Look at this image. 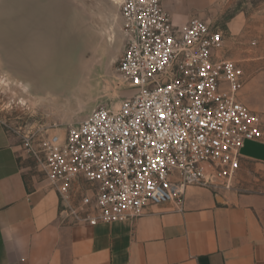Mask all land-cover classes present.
I'll return each instance as SVG.
<instances>
[{"label":"built area","instance_id":"built-area-1","mask_svg":"<svg viewBox=\"0 0 264 264\" xmlns=\"http://www.w3.org/2000/svg\"><path fill=\"white\" fill-rule=\"evenodd\" d=\"M124 48L117 73L132 91L86 120L23 136V148L74 225L123 222L153 206L183 210L188 187L233 189L247 141L264 120L239 99L245 79L225 34L176 21L162 0H117Z\"/></svg>","mask_w":264,"mask_h":264},{"label":"crops","instance_id":"crops-1","mask_svg":"<svg viewBox=\"0 0 264 264\" xmlns=\"http://www.w3.org/2000/svg\"><path fill=\"white\" fill-rule=\"evenodd\" d=\"M238 0H162L178 22L224 26L244 72L240 101L264 120V43L247 38ZM254 44V45H253ZM19 140L0 119V264H264V140L247 141L231 191L191 186L183 210L153 206L123 222L74 225L47 181L27 176Z\"/></svg>","mask_w":264,"mask_h":264},{"label":"rangeland","instance_id":"rangeland-1","mask_svg":"<svg viewBox=\"0 0 264 264\" xmlns=\"http://www.w3.org/2000/svg\"><path fill=\"white\" fill-rule=\"evenodd\" d=\"M238 1L240 2L239 8L232 11L228 18L238 12L245 13L248 19L246 36L250 41V45H252L251 42L257 43L256 45L264 43V0ZM69 2L72 4L77 2L78 4H75L80 6L85 12V38L89 42L85 47V58L86 60H93L91 69L94 75L93 83L87 93L71 98V100L58 108L49 104H40L37 98L30 96L31 94H28L30 98L28 97L25 103H20L15 96L17 94L14 92L15 83L18 85L20 82L14 83L8 75L4 74L6 70L12 71V61L15 56L14 19L16 14L25 16L28 11L29 13L30 11L35 13L39 11L37 8H41L40 22L49 23L46 8L50 6L51 0H0V119L6 123L10 132L19 140L22 154H24L26 163L30 166L27 170V176H36L41 180L45 179L44 176L39 172L35 162L28 156L22 146L23 136L38 130H50L54 127L66 128L68 125L76 124L79 111L86 103L96 106L107 102L115 107L132 92L117 73L118 63L124 48V35L118 5L112 0H69ZM32 17V15L31 17L27 16L29 22L30 19L32 21ZM35 19L36 17L34 21ZM20 20V18L17 19V29L23 26V23H18ZM217 27L220 29L224 28L223 25ZM112 32L115 33L118 39L110 43L107 41V37ZM68 34L70 35V30ZM38 35L40 34L38 33ZM88 36H91L90 40L87 39ZM34 38L39 37L34 35ZM109 40L112 41V36H110ZM15 49L18 52L23 50L19 44L15 46ZM71 57L63 65L62 71L64 73H61L62 77H66L69 80L71 76L74 77L76 74L74 71L75 53ZM85 69L83 68L84 74ZM52 88L54 86H49L51 91H60L58 87L55 90ZM74 88L78 89L79 87ZM50 93L45 92L42 95V102L47 103V99H50L47 94ZM68 95H72V92H65L64 96L68 97ZM50 96L51 99H54L52 93Z\"/></svg>","mask_w":264,"mask_h":264},{"label":"water","instance_id":"water-1","mask_svg":"<svg viewBox=\"0 0 264 264\" xmlns=\"http://www.w3.org/2000/svg\"><path fill=\"white\" fill-rule=\"evenodd\" d=\"M77 3V2H75ZM72 4L69 2V0H51L50 6L46 8L47 17L53 15L55 19L49 21V23L40 22L41 18V8H37L39 11L32 13L28 11L27 15H18L16 14V18L14 19V40H15V46L21 45L23 48V52L25 53H19L14 46V56L12 61V71L6 70L4 74L8 75L10 79L13 82H22L27 87L28 94H31L30 96L35 97L38 99V102L40 104L44 105H52L54 107H60L61 105L65 104L67 101L71 100V98H75L78 96H82L85 93L88 92L90 85L93 83V71L91 69V64L93 63V60H86L85 58V47L89 43L86 41L85 38V22H84V15L85 12L80 6L77 4ZM31 10V8H30ZM66 12V13H65ZM40 14V15H39ZM33 16L32 22L30 19L27 18V16ZM70 15V19H67V16ZM36 17V20L34 21V18ZM37 17L39 20H37ZM20 18L21 20L18 23H23V26L19 27L17 29V19ZM25 19V21H24ZM49 24H52V35L49 37L52 38V43L56 45V49L52 53H45L41 49H45L48 44V38L45 33V27ZM66 24V29H63V26ZM35 25V26H34ZM35 27H40L39 29H44L40 33V35H37L39 38H34L33 31ZM33 29V30H32ZM70 30V46L65 49L63 47V43L65 42V33L67 35L68 31ZM18 32V33H17ZM64 33V35H63ZM110 36H112V41L109 40ZM91 36H88L87 39L90 40ZM117 37L115 33H110L107 37V41L112 43L114 41H117ZM95 44V41H94ZM36 46L40 49L38 51V57L44 58L45 56H48V58H51L53 56L55 59L52 62V64L46 63V67L49 68L50 77H47V80L44 81H37L38 76L36 72H33L36 68L32 67V61H33V52L32 48ZM95 49V48H94ZM75 53L74 61L77 62V67L82 65V71L83 68L85 69V74L82 78V71H80L81 78L79 79L78 89L76 88H68L69 92H72V95L64 96L59 95L55 91L49 90V86H54L52 88L55 90V88H59L62 92V89L64 88V82L67 81L68 78L62 77L61 73H64L63 65L65 62L61 61L65 56L71 57V55ZM72 58V57H71ZM52 59V58H51ZM48 72V73H49ZM47 73V75H48ZM86 77V80H85ZM66 78V79H65ZM77 80V79H76ZM11 81V82H12ZM76 82V81H75ZM54 83V84H53ZM48 89V91H47ZM45 92H51L52 94L58 95V99H51V96L48 95L47 103L44 101L42 102V95ZM40 95V96H39ZM100 106H106L108 108L114 107L113 105H109L107 102L103 105H93L90 103H86L83 108L79 111L78 114V122H82L86 119H88L94 111L100 107Z\"/></svg>","mask_w":264,"mask_h":264},{"label":"bare ground","instance_id":"bare-ground-1","mask_svg":"<svg viewBox=\"0 0 264 264\" xmlns=\"http://www.w3.org/2000/svg\"><path fill=\"white\" fill-rule=\"evenodd\" d=\"M112 1H117V0H112ZM37 3V2H36ZM80 3V2H79ZM39 5V4H38ZM40 6V5H39ZM83 6V5H82ZM41 7H43V6H41ZM66 13V12H65ZM88 15V14H87ZM31 17V16H30ZM84 17H85V15H84ZM70 19V15L69 16H67V19ZM53 19H55L54 17H53V15H51V16H49L48 17V20L49 21H51V20H53ZM85 19V18H84ZM36 20V19H35ZM37 20H39V18L37 17ZM41 20V19H40ZM32 22V21H31ZM85 26H86V24H85ZM65 27V28H64ZM40 27H36L35 28V31L33 32V34L36 36V35H38V33L40 34L41 32H42V30H44V29H39ZM52 28H53V26H52V24H49V25H47L46 27H45V33H46V35H47V38H48V41H49V44H48V46L45 48V49H41L43 52H45V53H52L55 49H56V45H54L51 41H52V38H50L49 39V37L52 35ZM88 28V27H87ZM90 28V27H89ZM63 29H66V24H65V26H63ZM63 35H64V33H63ZM65 42L63 43V47H65V49L66 48H68L69 46H70V36H69V34L67 33V35H66V33H65ZM91 42V41H90ZM92 43V42H91ZM24 50H21V52H19V53H25V52H23ZM38 51H40V49L39 48H37L36 46L32 49V52H33V61H32V67L34 68H36L35 70H33V72H36V74H37V76H38V82L39 81H42V80H44V81H46L47 80V77H50V73H48V75H47V72H49V68H47L46 67V63H51L52 64V62L54 61V57L53 56H51L50 55V57L52 58H48V56H45L43 59L42 58H39L38 57ZM68 59H71V57H67V56H65L61 61H63V62H66ZM75 60H77L76 58H74ZM73 60V59H72ZM70 61V60H69ZM66 64V63H65ZM64 64V65H65ZM75 72H76V74L74 75V77H72L71 76V78H70V80L69 79H67V81H65L64 82V88L62 89V92H57L59 95H64L65 94V92L66 93H70L69 92V90H68V88H74V87H78V84H79V79L81 78V74H82V78H83V75H84V73H83V71H82V65L79 67V69H78V67H77V62L75 61ZM80 71H82V73L80 74ZM4 78V77H3ZM77 79V80H76ZM76 81V82H75ZM20 82V81H19ZM15 83V82H14ZM48 86H50V85H48ZM17 91H15V90ZM14 92H15V94H17V95H15L16 97H17V99L19 100V102L20 103H25L26 102V99H28V97H29V95H28V93H27V87L24 85V84H22V82H20V83H18V85L15 83V85H14ZM58 90V89H57ZM48 95H51V93L50 94H47V96ZM52 97H54V99H58V95H56V94H52ZM30 98V97H29ZM45 98V97H44ZM47 98V97H46Z\"/></svg>","mask_w":264,"mask_h":264}]
</instances>
